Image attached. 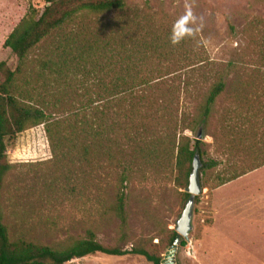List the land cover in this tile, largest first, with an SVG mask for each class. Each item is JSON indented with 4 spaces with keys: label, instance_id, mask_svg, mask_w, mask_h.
<instances>
[{
    "label": "rangeland",
    "instance_id": "rangeland-1",
    "mask_svg": "<svg viewBox=\"0 0 264 264\" xmlns=\"http://www.w3.org/2000/svg\"><path fill=\"white\" fill-rule=\"evenodd\" d=\"M45 4V0H0V63L10 70L16 68L17 58L3 46L4 40L31 8L41 13ZM188 12L195 17V24H189L195 32L174 45L170 42L173 24ZM226 18L235 28L233 34L229 33ZM120 26H124L122 38L127 49L133 37L146 47L152 40L159 45L157 53L147 52L150 56L139 67L142 75L160 77L146 89L145 97L149 99L135 124L145 132L147 141L162 135L169 118L151 117L153 105L169 106L174 111L172 120L187 123L209 83L226 69L227 63L244 62L245 71L238 69L227 77V88L217 99L208 124L201 122L193 130L184 131L193 142L203 124L200 147L204 155L200 159L212 158L220 163L206 174L200 166L202 191L193 202L192 230L185 244H178L173 263L264 264V233H239L229 228L221 233L217 229L218 194L217 187H213L228 164L227 148H217L215 138L220 146L227 143L229 119L235 117L233 111L241 105L239 97L248 94L237 80L252 75L250 63L257 60L264 42V0H128L122 13L77 15L31 51L15 82L24 100L44 108L51 114L50 121L85 104L91 108L97 99L91 64L81 62L80 68L57 69L48 60L56 62L63 55L68 35L79 42L87 33L109 32ZM132 61L133 57L128 61L129 69ZM86 87L89 91L85 95ZM169 125L174 129L175 122ZM56 152L52 151L44 124L7 139L10 168L0 189V211L10 238L24 237L53 245L84 238L91 231L98 242L124 253H94L66 264H153L144 256L127 252L135 247L160 255L161 262L169 247L170 230H174L186 202L187 185L175 158L162 149L149 159H135L128 152L120 156V165L113 166L104 154L90 155L88 161H83L79 154ZM123 171L126 180L121 182ZM119 189L126 195L125 229H121L114 211Z\"/></svg>",
    "mask_w": 264,
    "mask_h": 264
},
{
    "label": "trees",
    "instance_id": "trees-1",
    "mask_svg": "<svg viewBox=\"0 0 264 264\" xmlns=\"http://www.w3.org/2000/svg\"><path fill=\"white\" fill-rule=\"evenodd\" d=\"M45 3L41 13L31 8L3 42V46L10 48L16 56L17 66L10 70L4 62L0 63V73L3 75V79L0 78V189L10 168L6 159L7 139L39 124L46 125V133L53 152L57 151L59 155H63L64 151L73 152L79 154L83 161H88L90 155L104 154L111 165L118 166L121 164L120 156L128 152H131L135 159L138 157L149 159L162 149L175 158L176 168L184 178L185 185H188L193 155L197 151L200 159L204 151L200 147L202 141L193 139L192 142L184 131L193 130L201 122L208 124L217 99L227 88V77L238 69L245 71L244 62L240 60L237 64L227 63L226 69L209 83L187 123L184 120H172L174 111L170 110L169 106L151 105L153 107L150 108L151 117L162 119L168 115L169 118H166L167 123L163 126L162 135L155 140L147 141L145 132L135 124L142 118V111L145 108L143 105L149 99L145 97L146 89L160 77L142 75L139 67L150 56L147 52L157 53L159 45L152 40L149 47H146L140 43L138 37H133L132 45L127 49L122 38L125 36L124 26L111 28L109 32L106 30L107 32L87 33L84 37L78 38L79 42H76L72 35H68L65 38L63 55L59 56L56 62L51 60L48 62L53 63L57 69L64 66L80 68L81 62L84 65L91 64L95 73L92 85L95 87L94 94L97 99L91 108L85 104L65 114L63 118L50 121L51 114H47L42 107L26 102L15 85L31 51L54 30L75 16L92 14L100 17L110 13H122L127 7L128 0H45ZM226 21L229 33L233 34L234 26L228 18ZM256 56L257 60L250 63L249 67L252 75L247 79L237 80L243 91L250 95L239 97L241 105L234 109V119L231 117L229 119L227 143L220 146L215 138L217 148L221 150L227 148L225 155L228 164L224 167V175H217L213 187L264 165V42ZM132 57L133 67L129 72L127 64ZM88 89L85 88V95ZM89 114H92V118H89ZM171 120L175 122L174 129L169 125ZM200 163L203 174H206L207 171L219 166L220 162L208 158L205 161L200 159ZM120 178L121 182L126 180L124 171ZM188 196L189 193L185 192L184 197L187 199ZM197 199L195 196L194 200ZM125 200L124 191L117 190L114 211L120 219L121 229L127 226ZM176 235L177 232L171 229L168 246L173 243ZM179 244L184 245L185 240L181 238ZM127 252L144 256L153 264H161L160 255L150 253L144 247H135ZM94 253L121 255L124 252L116 247L101 244L91 231H87L84 238H72L53 245L41 244L24 237L11 239L0 211V264H66L71 259Z\"/></svg>",
    "mask_w": 264,
    "mask_h": 264
},
{
    "label": "crops",
    "instance_id": "crops-1",
    "mask_svg": "<svg viewBox=\"0 0 264 264\" xmlns=\"http://www.w3.org/2000/svg\"><path fill=\"white\" fill-rule=\"evenodd\" d=\"M217 229L264 233V165L217 186Z\"/></svg>",
    "mask_w": 264,
    "mask_h": 264
},
{
    "label": "water",
    "instance_id": "water-1",
    "mask_svg": "<svg viewBox=\"0 0 264 264\" xmlns=\"http://www.w3.org/2000/svg\"><path fill=\"white\" fill-rule=\"evenodd\" d=\"M204 136L203 134V124H200L195 133L196 139H201ZM191 172L188 178V185L185 191L189 193V196L186 199L184 207L181 211L180 216L175 222L174 230L177 232V235L173 243L165 251L164 257L161 260V264H174L173 257L177 250V246L180 242V239L187 241L189 239L188 235L192 230V207L194 202V197L199 195L202 191V186L200 183L199 170H200V159L198 152L196 151L192 158L191 163Z\"/></svg>",
    "mask_w": 264,
    "mask_h": 264
},
{
    "label": "clouds",
    "instance_id": "clouds-1",
    "mask_svg": "<svg viewBox=\"0 0 264 264\" xmlns=\"http://www.w3.org/2000/svg\"><path fill=\"white\" fill-rule=\"evenodd\" d=\"M195 24V17L192 16L191 12H188L187 15L180 17L172 27V32L170 35V42L172 44H178L185 37L193 36L195 29L190 27L189 24Z\"/></svg>",
    "mask_w": 264,
    "mask_h": 264
}]
</instances>
